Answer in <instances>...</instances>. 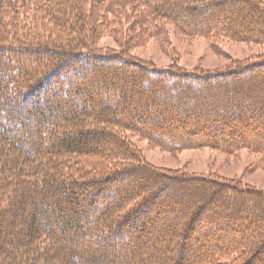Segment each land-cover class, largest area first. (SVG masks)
<instances>
[{"label":"trees","instance_id":"1","mask_svg":"<svg viewBox=\"0 0 264 264\" xmlns=\"http://www.w3.org/2000/svg\"><path fill=\"white\" fill-rule=\"evenodd\" d=\"M30 1L44 17L61 14L69 31L87 25L68 13L81 12V0H0V59L7 58L0 62V264H223L231 254L230 264H264L263 188L160 168L126 135L169 151L264 154V58L202 72L98 51L88 34L34 43L17 31L27 26L17 4ZM148 2L135 24L151 21L159 31L166 21L189 37L264 44L263 0ZM26 55L44 67L30 72ZM30 115L32 138L16 140ZM43 120L52 126L50 144L40 135ZM250 122L263 133L248 139L240 131ZM67 125L74 131L57 132ZM224 132L227 144L218 138ZM28 203L32 211L14 225ZM69 204L77 208L66 215ZM203 220L210 225L192 241L187 231Z\"/></svg>","mask_w":264,"mask_h":264},{"label":"rangeland","instance_id":"2","mask_svg":"<svg viewBox=\"0 0 264 264\" xmlns=\"http://www.w3.org/2000/svg\"><path fill=\"white\" fill-rule=\"evenodd\" d=\"M68 2L72 7L73 5L70 1ZM149 2L148 0H102L101 2L81 0L83 4L81 12H76L74 6L70 10L71 12H68L70 13L69 17L71 16L73 20L87 23L85 27L79 28L76 32L69 31L67 28L61 26L62 21H59V18L62 19L61 14L58 13L56 15L53 13V10H51L52 13L49 10V16L44 17L43 13L40 12L43 10L32 5L31 1L25 6H21V3H19L17 4L20 7L18 9V19L20 22L27 23V26L24 29L18 28L17 31L23 30L22 36L34 38V43L38 42L36 39L39 37L49 43L51 42L50 40H57L60 37L71 38L80 34H88L93 38V42L91 41L92 46L98 51H123L158 67L174 66L202 72L224 70L235 66L239 62L255 61L264 58V44L236 42L222 37L215 39L201 36L189 37L183 34L172 23H165L166 21L160 23L161 29L159 31L161 33L157 31V27L151 21H147L145 24H135L134 22L138 20L136 17L140 15L141 10L145 9V3L149 8ZM53 6L55 5L53 4ZM130 38L134 41L137 39L135 42L139 41V43H130ZM22 47L23 49H29L34 46L26 45ZM26 56L25 63L30 72L38 71L37 69L44 67L39 68L38 63L33 61L32 55ZM13 57L16 63L20 61L21 56L18 57V55L14 54ZM6 59L1 58L0 62H5ZM26 79L29 81L28 77ZM48 80L46 81L47 83ZM10 92H12L11 89ZM62 98L64 97L62 96ZM22 119L23 121L25 120L24 118ZM249 119L255 120L252 117H249ZM35 120L36 117L30 115V120L24 121L25 123L23 122L22 127L19 128V132L15 134L16 140L26 141L29 136L32 138V133L36 130V127L32 126V121L35 122ZM83 123H85V120ZM78 125L81 126L79 123ZM179 126L181 127V124ZM41 128L40 135L43 143L50 144L53 138L50 132L52 128L51 123L43 120ZM207 129H212V125L211 127L207 126ZM69 131H74L73 126L57 127V132L59 133ZM240 133L246 138L251 139L257 134H262L263 128L260 124L255 125V123L250 122ZM126 135L137 147L145 161L160 168L183 171L189 174H210L220 178L238 180L243 184L264 189V154H257L248 149H241L236 153H232L214 146L169 151L152 144L147 138L137 134L129 132ZM200 135H203V132H200ZM194 136L196 138L197 134H194ZM218 138L220 141L225 142V144L229 143L230 140L229 134H226V132L220 134ZM94 146L95 144L91 143L90 149L92 151H95ZM82 197L84 202L90 200L88 192H84ZM32 207V204L28 203L20 213H16L14 225H22L26 215L24 214L25 211L31 212ZM75 208H77L76 205L69 204L66 207V215H69ZM56 209L59 208H56L54 205L49 211L55 212ZM168 210H172V208L169 207ZM10 215L2 217L3 228L7 225L9 219L12 220ZM62 221L63 218L58 222L59 226L60 223L62 225ZM209 225L210 221L203 220L201 224L193 227V230L187 231L191 235L192 241L194 237H197L198 230L207 229ZM216 232L221 233L224 230L217 229ZM186 246L189 249L190 242L188 245L186 243ZM194 247L198 250L203 249V246L198 247V244H195ZM142 248H139L140 254L144 252ZM132 257L137 259V255ZM235 257V255L231 254L227 258H222V260L224 263L230 264L234 261Z\"/></svg>","mask_w":264,"mask_h":264}]
</instances>
